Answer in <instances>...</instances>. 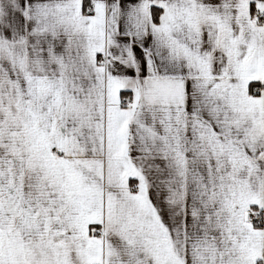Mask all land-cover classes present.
Masks as SVG:
<instances>
[{
	"label": "snow or ice",
	"instance_id": "obj_1",
	"mask_svg": "<svg viewBox=\"0 0 264 264\" xmlns=\"http://www.w3.org/2000/svg\"><path fill=\"white\" fill-rule=\"evenodd\" d=\"M0 264H264V0H0Z\"/></svg>",
	"mask_w": 264,
	"mask_h": 264
}]
</instances>
